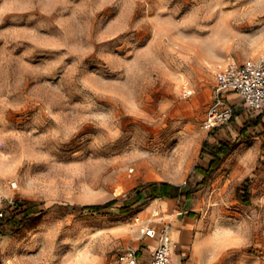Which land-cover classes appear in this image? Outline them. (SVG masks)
<instances>
[{"label":"rangeland","instance_id":"rangeland-1","mask_svg":"<svg viewBox=\"0 0 264 264\" xmlns=\"http://www.w3.org/2000/svg\"><path fill=\"white\" fill-rule=\"evenodd\" d=\"M261 59L264 0H0V197L7 214L35 207L0 235V264H120L142 201L118 207L153 180L194 187L202 142L233 140L203 128L217 73ZM254 135L194 195L202 264H264ZM245 178L251 206L235 198ZM112 199L111 213L80 210Z\"/></svg>","mask_w":264,"mask_h":264},{"label":"crops","instance_id":"crops-1","mask_svg":"<svg viewBox=\"0 0 264 264\" xmlns=\"http://www.w3.org/2000/svg\"><path fill=\"white\" fill-rule=\"evenodd\" d=\"M226 99L228 103L233 105L240 111V113L234 117L233 122L219 126L220 130H223L226 127V130H230L233 140H235L239 137V129L244 127L246 122L249 121L253 123L259 119L257 124L247 127L246 135L250 136V134H256L252 136V139H256L258 142H260L261 139L264 140V110L251 112L246 109L241 104V100L236 93L226 94ZM238 118L240 121H238ZM229 126L232 129H229ZM216 135L218 138L216 140L213 139L216 143L219 140L232 139L229 136L221 137L219 130H217ZM208 141H211L210 137L208 138ZM244 141L245 140H242V142ZM232 151L222 160L218 168L211 173L209 178L211 185H217L221 182L224 171L229 168L228 160ZM202 159V164H199L203 167H207L210 157L205 155ZM195 174L200 175L198 173ZM201 189L197 190L194 195ZM194 195L189 200H185L184 197H158L144 200L142 201L140 210L137 212L142 221L151 219V226H153L156 231H159L164 225H168L172 264H202L206 261L205 254L200 252L201 245L206 238V233L203 232L205 221L202 216L198 215L202 199L196 198L195 200ZM189 213H193V215H190ZM137 233L139 234L138 229ZM158 245L159 242L156 238L146 236L141 239L138 238L136 247L139 255L138 264H148L150 254L158 247Z\"/></svg>","mask_w":264,"mask_h":264},{"label":"built area","instance_id":"built-area-1","mask_svg":"<svg viewBox=\"0 0 264 264\" xmlns=\"http://www.w3.org/2000/svg\"><path fill=\"white\" fill-rule=\"evenodd\" d=\"M212 88L214 100L207 107L203 121V128L206 130L223 125L232 117V107L226 99L228 93H236L241 104L250 111L264 110V60L227 66L217 73ZM5 215L0 197V217ZM134 220L138 226L139 239L146 236L156 238L159 242L158 247L150 254L148 264H172L168 225L156 231L151 226V219L142 221L136 214ZM138 257V250H128L121 256L120 264H138Z\"/></svg>","mask_w":264,"mask_h":264},{"label":"trees","instance_id":"trees-1","mask_svg":"<svg viewBox=\"0 0 264 264\" xmlns=\"http://www.w3.org/2000/svg\"><path fill=\"white\" fill-rule=\"evenodd\" d=\"M230 104V103H229ZM232 107V117L225 124L231 123L234 121V117L240 113L233 105ZM259 122L257 119L255 122H246L244 127L239 129V137L233 141L231 140H219L217 143H209L207 140H204L200 147L199 157L202 158L205 155L210 157L207 167H203L200 164H195L193 167V172L200 174L202 177L200 180L195 182L194 187H184L181 185L173 184L168 181H150L146 184L136 187L133 190V196L131 203H125L118 207L119 214H126L132 209V204L139 203L144 200L153 199V198H177L184 197L185 200H189L193 197L194 193L205 187L209 181L211 173L218 168L222 160L236 147L239 139L246 140L248 136L246 135V129L250 125H255ZM222 126V125H220ZM217 127L211 129V132L214 133ZM248 178H245L242 184L236 187L235 189V198L238 202L244 204L245 206H251V195L249 192V184L247 183ZM116 199L109 200L102 204H93V205H83L80 207L81 211H87L92 213H111V208L115 205ZM11 211L6 213L4 217H0V235L6 233L15 232L20 229L29 217L34 212V205L32 203H20L17 200H14L10 205ZM72 209V208H71ZM193 215V213H189Z\"/></svg>","mask_w":264,"mask_h":264}]
</instances>
